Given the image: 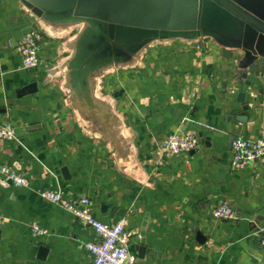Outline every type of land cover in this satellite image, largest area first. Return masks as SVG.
Segmentation results:
<instances>
[{"label": "crops", "instance_id": "obj_1", "mask_svg": "<svg viewBox=\"0 0 264 264\" xmlns=\"http://www.w3.org/2000/svg\"><path fill=\"white\" fill-rule=\"evenodd\" d=\"M30 26L41 62L27 68L15 45ZM243 55L215 33L128 51L101 22L0 0V125L14 128L0 162L31 181L0 176V264H91L95 230L39 189L87 196L107 223L125 218L135 264H264V167L231 166L235 137L264 138V59L246 69ZM173 131L200 143L163 152ZM223 203L234 217L213 215Z\"/></svg>", "mask_w": 264, "mask_h": 264}, {"label": "water", "instance_id": "obj_2", "mask_svg": "<svg viewBox=\"0 0 264 264\" xmlns=\"http://www.w3.org/2000/svg\"><path fill=\"white\" fill-rule=\"evenodd\" d=\"M22 1L37 17L70 14L101 22L110 39L128 51L154 38L215 33L237 43L244 51L240 67L247 69L258 59H264V0ZM34 29L30 26L24 34ZM245 95L240 92L241 100ZM244 108L249 105L244 104ZM240 119L245 120L246 116ZM139 247L143 253L145 244ZM47 251L41 245L40 257H45Z\"/></svg>", "mask_w": 264, "mask_h": 264}, {"label": "built area", "instance_id": "obj_3", "mask_svg": "<svg viewBox=\"0 0 264 264\" xmlns=\"http://www.w3.org/2000/svg\"><path fill=\"white\" fill-rule=\"evenodd\" d=\"M41 37V33L34 29L24 34L15 45L16 51L22 57L24 67L31 68L40 64L39 43ZM13 135L14 128L12 125H0V137ZM199 143V137L193 133L173 131L162 141L160 149L163 152L179 154L196 148ZM252 161H259L264 167V138L235 137L231 166L235 169H241ZM0 176L17 186H26L31 182L30 178L15 166L4 162H0ZM39 192L46 199L71 210L80 221L95 230L98 238L85 242V246L91 254V264H135L136 256L129 248L132 233L125 218H120L112 223L105 222L95 214L87 196L73 200L64 196L62 192L53 189H39ZM213 215L216 218H232L235 216V212L230 204L223 203L213 209ZM1 221L2 217L0 216ZM32 230L35 234L46 232L38 223L32 225ZM260 236L261 242L264 244V229Z\"/></svg>", "mask_w": 264, "mask_h": 264}]
</instances>
